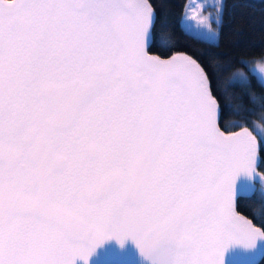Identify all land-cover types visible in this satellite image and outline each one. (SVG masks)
Segmentation results:
<instances>
[{
    "label": "snow or ice",
    "instance_id": "snow-or-ice-1",
    "mask_svg": "<svg viewBox=\"0 0 264 264\" xmlns=\"http://www.w3.org/2000/svg\"><path fill=\"white\" fill-rule=\"evenodd\" d=\"M205 7L190 0L180 24L218 46L223 0ZM158 18L153 0H0V264H89L110 239L147 264H227L230 246L264 244L235 211L261 141L221 130L219 82L264 80V52L210 76L149 54Z\"/></svg>",
    "mask_w": 264,
    "mask_h": 264
},
{
    "label": "trees",
    "instance_id": "trees-1",
    "mask_svg": "<svg viewBox=\"0 0 264 264\" xmlns=\"http://www.w3.org/2000/svg\"><path fill=\"white\" fill-rule=\"evenodd\" d=\"M186 0H153L158 13L154 37L157 43L150 52L160 56H166L174 51H184L192 55L213 76L215 64L231 62L233 71L243 68L247 60L258 57L264 52V0H223L224 11L222 15V27L218 39L215 41L204 38H194L185 34L180 24ZM163 21L164 27H161ZM169 39V46L162 47L161 39ZM231 77V71L219 73V82L222 90L232 97L229 107L226 109L225 117L220 121L224 130H233L243 124L249 125V121L256 114L247 115L240 110L241 98L243 105L255 113L264 108V84L255 71L251 72L247 85L226 86L225 81ZM216 79L213 78L215 93ZM247 93L255 94L257 99L251 100ZM250 126V125H249ZM259 165L257 169L264 166V144L259 145ZM236 209L250 218L252 222L264 228V198L252 193L247 196H239ZM256 264H264V254Z\"/></svg>",
    "mask_w": 264,
    "mask_h": 264
},
{
    "label": "water",
    "instance_id": "water-1",
    "mask_svg": "<svg viewBox=\"0 0 264 264\" xmlns=\"http://www.w3.org/2000/svg\"><path fill=\"white\" fill-rule=\"evenodd\" d=\"M178 53L186 54L195 59L192 55L184 51H174L166 56H160L156 53L149 52L150 55L159 56L161 59H169L173 55ZM244 126L252 130L247 124H243L233 130L226 131L222 128L221 130L224 131L225 134H230L232 132L239 131L241 127ZM257 155L259 159V152L257 153ZM256 171L259 176L254 182L243 181L240 183L238 187L239 196L251 195L255 190L256 184H264V179H260V177H264V173L258 169H256ZM235 211L238 215L243 216L249 221H251L254 226L260 227L254 224L250 218L245 216L243 213L239 212L236 207ZM263 254L264 244H261L255 250L248 252H244V250L240 246H230L226 252L227 264H256ZM74 264H83V261L77 259ZM89 264H147V261L140 256L138 249L136 248L134 242L131 239H126L123 243V246L118 244L115 239H110L105 241L101 246L96 249V252L89 258Z\"/></svg>",
    "mask_w": 264,
    "mask_h": 264
},
{
    "label": "rangeland",
    "instance_id": "rangeland-1",
    "mask_svg": "<svg viewBox=\"0 0 264 264\" xmlns=\"http://www.w3.org/2000/svg\"><path fill=\"white\" fill-rule=\"evenodd\" d=\"M190 0H186L185 4H184V8H183V12L181 17L183 16V14L185 13V5L187 3H189ZM200 2L204 3L206 5L204 11H203V15L205 17H207L209 15V13H211L213 15V17L215 16V9L212 7V5H214L217 0H200ZM181 20V19H180ZM213 27L215 28L216 25L213 24ZM203 38V37H202ZM250 61L247 60L246 63ZM252 67L254 68V64L252 65ZM236 70H242L245 71L243 68H239ZM257 76L259 77V79L263 82L264 84V80H262L261 75L259 73H257ZM259 111L256 113V116L258 115ZM249 127L252 129V131L255 133V135L257 136L258 141H261V144H264V121L258 119L257 117L251 119L249 122ZM261 170L264 172V166L261 168ZM256 195H260L261 197L264 198V184H256L255 186V190L254 192Z\"/></svg>",
    "mask_w": 264,
    "mask_h": 264
},
{
    "label": "flooded vegetation",
    "instance_id": "flooded-vegetation-1",
    "mask_svg": "<svg viewBox=\"0 0 264 264\" xmlns=\"http://www.w3.org/2000/svg\"><path fill=\"white\" fill-rule=\"evenodd\" d=\"M258 170H260V171H262L261 169H258ZM263 172V171H262ZM264 173V172H263Z\"/></svg>",
    "mask_w": 264,
    "mask_h": 264
}]
</instances>
